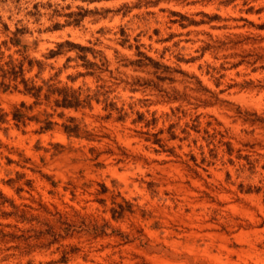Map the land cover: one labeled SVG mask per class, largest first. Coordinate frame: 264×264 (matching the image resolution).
Returning a JSON list of instances; mask_svg holds the SVG:
<instances>
[{"label":"rangeland","instance_id":"374dc122","mask_svg":"<svg viewBox=\"0 0 264 264\" xmlns=\"http://www.w3.org/2000/svg\"><path fill=\"white\" fill-rule=\"evenodd\" d=\"M15 28L42 77L100 85L116 111L53 115L79 121L67 138L15 126L32 100L0 90V264H264V0H0L3 56ZM63 40L98 74L70 83L65 48L44 59ZM59 214L109 228L39 235Z\"/></svg>","mask_w":264,"mask_h":264},{"label":"trees","instance_id":"16d2710c","mask_svg":"<svg viewBox=\"0 0 264 264\" xmlns=\"http://www.w3.org/2000/svg\"><path fill=\"white\" fill-rule=\"evenodd\" d=\"M7 30V27H5ZM23 34L22 29L15 28L11 32V36L8 37V42L10 45L14 46L15 49L13 53L3 56L0 51V90L2 92L11 91V93H17L21 96L29 97L32 101L29 104H26L24 101H19L16 106H13V109L10 112V119L13 121L15 126L25 125L28 121H33L38 124V131L44 132L50 130L53 126L59 125L61 131L68 137L80 138V125L79 121H76L74 117L67 116L62 122L57 124L54 121L53 115L58 119H62L64 116V110H79V109H89L91 107V102L99 103L102 102L103 110L107 109V116L111 113L112 110L116 111L114 104L110 101L107 102V91L104 87L97 85L94 89H89L88 87H72L65 83L61 82L56 78L58 76V71L54 72L52 75L47 77H42L41 73L46 68V64L34 57H29L26 51V44L21 42V35ZM3 44L6 41L2 42ZM72 50L75 52L73 57H66L65 62L73 60H79V66L83 68V71H78L75 75L67 74L65 78L73 83L75 78L91 76L94 77L97 75L98 71H95L96 63L90 61L87 57V54H90L94 58V51L91 47L86 45H81L79 43H74L69 40H63L56 43L54 49H49L46 54H44V59L53 58L56 55L61 53V50ZM137 54H141L139 51H136ZM17 54V56H13ZM103 60V57H101ZM149 61V65L155 68L158 63L151 60L149 57H146ZM139 61V59L134 62ZM104 63L102 61L99 66ZM97 66L99 69L100 67ZM50 69L51 67L48 66ZM65 67V66H64ZM35 69L32 77H25V73H28ZM97 77V76H96ZM101 98V101H99ZM37 107L34 113H31L33 108ZM5 113L0 112V122H4ZM119 119V115L116 116ZM172 136V135H171ZM58 145V144H56ZM226 150L229 149V145ZM258 190L263 189V186H258ZM264 201V194H263ZM121 207V205H118ZM111 217L117 218L121 216V212L115 216V209L110 208ZM59 214V219L57 220L59 225L56 227L53 224H47L45 231H38L39 235L47 234L53 239L65 238L71 235L75 228L78 227L85 233L92 234L93 236H101L105 234V229L109 228L107 223L97 224L95 221L80 219L78 225L74 221H68L65 216L61 217ZM34 218H31V220ZM23 220H30L24 218ZM46 225V224H45ZM111 232H115L118 236L126 238L119 231L111 229ZM144 244V243H143Z\"/></svg>","mask_w":264,"mask_h":264}]
</instances>
